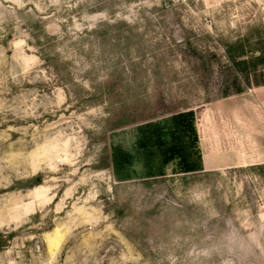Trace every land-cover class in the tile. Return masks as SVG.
<instances>
[{"label": "rangeland", "instance_id": "374dc122", "mask_svg": "<svg viewBox=\"0 0 264 264\" xmlns=\"http://www.w3.org/2000/svg\"><path fill=\"white\" fill-rule=\"evenodd\" d=\"M262 83L264 0H0V264H264V165L158 146Z\"/></svg>", "mask_w": 264, "mask_h": 264}, {"label": "crops", "instance_id": "0c3cea01", "mask_svg": "<svg viewBox=\"0 0 264 264\" xmlns=\"http://www.w3.org/2000/svg\"><path fill=\"white\" fill-rule=\"evenodd\" d=\"M199 110L193 126L201 171L264 165V85Z\"/></svg>", "mask_w": 264, "mask_h": 264}, {"label": "trees", "instance_id": "16d2710c", "mask_svg": "<svg viewBox=\"0 0 264 264\" xmlns=\"http://www.w3.org/2000/svg\"><path fill=\"white\" fill-rule=\"evenodd\" d=\"M239 71L244 72L246 71V69H239ZM260 85H264V83ZM240 92L241 89H237L235 91V94H238ZM226 96L229 95H224L223 97ZM172 121L174 123L175 131H180L182 134V138L180 139L173 136L169 145L163 141H158V146H160L164 150V162L168 163L171 160L177 159L179 160L178 166L181 172L188 173L200 171L201 169L198 162V157L197 160L190 159V154H197L195 150L196 135L193 126V114L191 112L178 113L172 116ZM187 150L191 152H188Z\"/></svg>", "mask_w": 264, "mask_h": 264}]
</instances>
